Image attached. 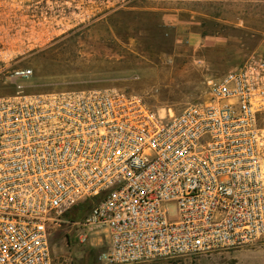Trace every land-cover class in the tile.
<instances>
[{"label": "built area", "instance_id": "1", "mask_svg": "<svg viewBox=\"0 0 264 264\" xmlns=\"http://www.w3.org/2000/svg\"><path fill=\"white\" fill-rule=\"evenodd\" d=\"M0 264H54L52 231L89 202L105 264L197 259L264 238V55L165 115L116 87L30 93L0 46ZM176 216L171 217L170 206Z\"/></svg>", "mask_w": 264, "mask_h": 264}, {"label": "rangeland", "instance_id": "2", "mask_svg": "<svg viewBox=\"0 0 264 264\" xmlns=\"http://www.w3.org/2000/svg\"><path fill=\"white\" fill-rule=\"evenodd\" d=\"M128 2L120 0L119 6L126 7ZM211 2L202 10L204 35L226 39V46L195 51L188 40L176 44L171 36L151 33L142 15L135 20L121 10L117 45L110 43V23H90L80 34L36 59L39 70L29 65L34 76L23 85L30 93L116 87L143 96L165 115L205 102L210 78L242 67L255 54L264 55V0ZM4 82L5 77L0 76V94H14V87ZM91 207L87 202L74 209L66 216L70 223L52 231L54 264H105L101 256L109 250L108 235H91L81 242L83 230L72 224L84 223ZM170 210L175 217V206ZM97 236L102 243L95 240ZM145 264H264V238L252 246L213 256Z\"/></svg>", "mask_w": 264, "mask_h": 264}, {"label": "crops", "instance_id": "3", "mask_svg": "<svg viewBox=\"0 0 264 264\" xmlns=\"http://www.w3.org/2000/svg\"><path fill=\"white\" fill-rule=\"evenodd\" d=\"M119 1L0 0V46L13 67L32 65L36 71L40 69L36 59L80 34L90 23H110V43L117 45L121 10L135 20L142 15L151 33L171 36L176 44L188 40L195 51L226 46V39L204 35L202 29V10L212 0H129L126 7L119 6ZM95 240L102 243L99 236Z\"/></svg>", "mask_w": 264, "mask_h": 264}, {"label": "trees", "instance_id": "4", "mask_svg": "<svg viewBox=\"0 0 264 264\" xmlns=\"http://www.w3.org/2000/svg\"><path fill=\"white\" fill-rule=\"evenodd\" d=\"M88 203H89V202H88ZM89 204H90V203H89ZM79 207H80V206H79ZM77 208H78V207H77ZM77 208H76V209H77Z\"/></svg>", "mask_w": 264, "mask_h": 264}]
</instances>
